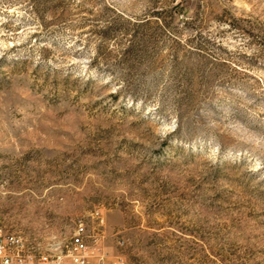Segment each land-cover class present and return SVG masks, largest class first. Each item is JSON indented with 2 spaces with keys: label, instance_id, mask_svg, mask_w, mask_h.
<instances>
[{
  "label": "rangeland",
  "instance_id": "1",
  "mask_svg": "<svg viewBox=\"0 0 264 264\" xmlns=\"http://www.w3.org/2000/svg\"><path fill=\"white\" fill-rule=\"evenodd\" d=\"M79 221L85 264H264V0H0L6 255Z\"/></svg>",
  "mask_w": 264,
  "mask_h": 264
},
{
  "label": "built area",
  "instance_id": "2",
  "mask_svg": "<svg viewBox=\"0 0 264 264\" xmlns=\"http://www.w3.org/2000/svg\"><path fill=\"white\" fill-rule=\"evenodd\" d=\"M95 216L97 220L103 223V220L100 216V212H95ZM92 236L89 235L87 226L83 221H79L76 226V231L72 237L71 248L67 253V257H69L74 264H85L86 254L89 250V240ZM21 239L14 236H9L6 238H1L0 235V255H2L3 264H11L13 261L12 256H7L6 253L11 251V248H18L21 244L23 247V243H21ZM16 257H20L17 252Z\"/></svg>",
  "mask_w": 264,
  "mask_h": 264
}]
</instances>
